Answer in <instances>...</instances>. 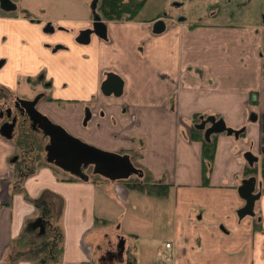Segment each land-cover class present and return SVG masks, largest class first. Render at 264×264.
Instances as JSON below:
<instances>
[{
  "label": "crops",
  "instance_id": "1",
  "mask_svg": "<svg viewBox=\"0 0 264 264\" xmlns=\"http://www.w3.org/2000/svg\"><path fill=\"white\" fill-rule=\"evenodd\" d=\"M89 19L60 21L65 30L50 23L55 27L50 32L34 16L0 11L1 106L3 95L16 96L20 79L42 75L40 84L31 77L26 83L49 95L39 104L45 117L83 143L128 155L143 176L148 172L169 186L167 196L142 194L125 180L83 181L48 162L27 170L16 140L0 134V264H34L17 259L16 245L21 236L39 232L27 230L38 218L45 231L58 228L63 235L60 259L53 264H125L129 250L134 264H264V197L254 210L261 227H254L253 217L237 214L244 206L237 190L249 166L243 156L252 152L257 164L263 155L264 27L188 25L181 19L154 34L152 19H135L108 22L106 39L92 35L88 44H79L75 38ZM110 74L122 81L118 96L102 92ZM253 97L258 107L252 112ZM195 115L221 118L243 134L218 135L208 180L201 171V142L190 140ZM137 194L151 207L145 212L155 231L150 257L142 261L127 244L126 236H137L124 229L132 225L128 203ZM51 213L60 227L47 220ZM161 233L171 244V263L163 260ZM112 235L124 240L118 258L107 256L118 252Z\"/></svg>",
  "mask_w": 264,
  "mask_h": 264
},
{
  "label": "rangeland",
  "instance_id": "2",
  "mask_svg": "<svg viewBox=\"0 0 264 264\" xmlns=\"http://www.w3.org/2000/svg\"><path fill=\"white\" fill-rule=\"evenodd\" d=\"M17 4L18 10L27 13L29 16H34L38 19L44 21V26L51 22L57 27H63L59 25L60 21H80L82 18L87 17L91 14V6L93 5L94 0H12ZM27 8V9H26ZM158 16L168 17L174 21H179L183 19L188 25L193 24H205V23H218V24H230V25H255L264 27V0H146L142 9L138 12L135 19H152L154 20ZM134 19V20H135ZM133 21V20H128ZM111 22H121V21H111ZM75 25V24H74ZM44 32V31H43ZM261 50V49H260ZM262 63V62H261ZM263 72V71H262ZM42 75H26V78L20 79L19 89L16 91V96L22 95L26 97H31L34 93L41 91L38 86L29 82L27 77H31V81H34L36 84H40ZM27 84V85H26ZM257 109V107L255 108ZM196 125V124H195ZM191 133V129H190ZM38 141H40V136L38 133H35ZM27 138V137H26ZM190 140L195 141L191 138ZM28 143V139L26 140ZM30 142V141H29ZM20 148V164L24 165L28 170L30 167H35L39 165L43 158L45 159V149L41 148L38 150L35 147H29L25 151V144H19ZM29 145V143H28ZM98 149V148H97ZM102 150V149H100ZM105 151V150H102ZM110 152V151H106ZM133 160L138 159V154L133 153ZM22 155V156H21ZM138 156V157H137ZM264 157V156H263ZM35 158V159H34ZM262 160V158H261ZM260 163V162H259ZM259 163L255 164L258 165ZM261 165V164H260ZM86 173V171H84ZM90 173V172H89ZM93 174L91 173L89 178ZM100 179V177H97ZM99 193H101V185H98ZM145 194V192H140ZM134 195V194H133ZM149 195V194H146ZM155 196V195H150ZM132 200L128 203L129 212L133 217V221L128 224H132L127 230L125 227V233H133L137 238H132L130 235L126 236L128 241V247L135 249L133 252L139 260H146L148 257L147 251L151 242L150 239L155 236V231L151 229V221L148 219V214L145 212L146 208L150 210V206L143 205L144 198L137 194L136 199L131 198ZM153 207V205H151ZM142 212L143 214H139ZM142 215V216H141ZM141 216V217H140ZM47 220L55 223V226L60 227L58 219L56 220L55 216L51 213L46 216ZM166 215L164 214V220ZM171 222V221H170ZM126 224L125 219H123L122 224L124 227ZM50 228V227H49ZM96 230L99 234L96 236L101 239V224L96 225ZM49 230V229H48ZM47 231V230H46ZM162 234V233H161ZM35 235V234H33ZM153 236V237H152ZM34 237V236H33ZM159 237L161 245L164 246L168 236L162 234ZM35 238V237H34ZM59 238V237H58ZM31 238H25L23 243L16 245V257L23 253V251L32 249V245L28 242ZM33 239V238H32ZM31 239V240H32ZM112 242L116 241L115 235L111 236ZM58 245H60V239H58ZM62 243V241H61ZM25 244V245H24ZM37 244V243H35ZM120 241H116V245L113 247V250H119ZM32 247V248H30ZM35 247V246H34ZM123 243V248H124ZM59 247L51 251V254L54 253ZM49 249L47 254H44L41 259H46L49 256ZM133 253V254H134ZM42 262H36L34 264H41ZM48 264H53L51 260L48 261Z\"/></svg>",
  "mask_w": 264,
  "mask_h": 264
},
{
  "label": "water",
  "instance_id": "3",
  "mask_svg": "<svg viewBox=\"0 0 264 264\" xmlns=\"http://www.w3.org/2000/svg\"><path fill=\"white\" fill-rule=\"evenodd\" d=\"M0 9L5 12H11L16 9V6L10 0H0ZM90 25L91 27L79 32L75 38L77 43L88 44L92 35L100 39H106L107 27L101 21L99 15L93 17ZM165 28L166 25L163 20H157L152 25L154 34L164 32ZM101 89L105 95L113 93L118 96L122 92V81L117 76L110 74L107 76L106 81L103 82ZM36 102L37 100L29 102L26 108L29 119L37 124L38 128L48 138L49 142L45 147L46 161L48 163L83 181H88L89 179V176L84 173L88 168H91L93 175H98L110 181L127 180L132 176L143 177L142 170L134 166L128 155L102 151L72 137L62 127L55 125L47 117L35 110L32 106ZM0 107H2L1 104ZM7 116H9V110ZM2 119L3 111L0 109V121ZM14 125L15 119H12L11 123H1L0 134L10 139ZM195 128L203 132L205 140H210L213 135L225 134L229 137L238 138L241 134V131L228 128L223 119H217L214 116L202 117L200 123L195 125ZM262 152L264 154V149ZM243 157L249 166H253L258 161V158L251 152H246ZM255 186L256 180L251 177L244 179L238 187V195L244 201V206L237 212L238 217L244 218L245 216L254 215V205L260 197V194H255ZM36 229H38L39 234L44 233L45 221L42 218H38L27 225V230L29 231H35ZM119 241V248L122 252L124 240L121 238Z\"/></svg>",
  "mask_w": 264,
  "mask_h": 264
},
{
  "label": "trees",
  "instance_id": "4",
  "mask_svg": "<svg viewBox=\"0 0 264 264\" xmlns=\"http://www.w3.org/2000/svg\"><path fill=\"white\" fill-rule=\"evenodd\" d=\"M145 0H100L97 11L102 15L105 21H120V20H134L138 14V12L142 9ZM261 62H262V71L264 76V30L261 35ZM249 107L252 111L253 108L258 107V101L256 98H251ZM253 112V111H252ZM203 115H195L191 120V138L195 141L201 142V157H202V176L205 180H208L209 175L211 173L213 167V160L215 157L216 151V140L218 135H213L210 137V140H205L203 136V132L195 128V124L200 123ZM261 146L264 148V113L261 114ZM30 138L26 141L27 149L29 147H36V149L41 148V145L36 143V136L34 134L28 135ZM243 136V134H241ZM21 140V139H20ZM30 141V142H29ZM22 142V141H20ZM27 151V150H26ZM132 159H135L132 157ZM47 162V161H44ZM44 162H40L42 164ZM261 165L254 166H246L244 170L245 177L249 176H259L260 181L264 188V157L261 160ZM23 165V164H22ZM137 167H139L136 164ZM25 168V164L23 165ZM98 175H92L90 179L92 181L96 180ZM77 178V177H75ZM101 178V177H100ZM127 188L138 191L145 192V194L155 195L158 197H166L169 186L167 184H163L155 181L148 172H145L143 178H129L124 181ZM35 234V235H33ZM35 238H34V237ZM59 237V238H58ZM62 233L58 228H49V230L45 231L43 234H39V232H33L30 234H26L21 236L17 240V244L20 245L23 243L25 238H33L29 239L28 242L32 245V249L23 251V253L17 256V259H26L30 260L33 263L42 262L41 264H48V261L56 263L60 259V254L62 250ZM58 239H60V245H58ZM37 243V244H35ZM25 245V244H24ZM35 246V247H34ZM59 247L53 254L51 251L55 248ZM49 249V256L46 259L38 260L44 254H47V250ZM127 262L125 264H134L135 259L133 255L130 253V250L127 253Z\"/></svg>",
  "mask_w": 264,
  "mask_h": 264
},
{
  "label": "flooded vegetation",
  "instance_id": "5",
  "mask_svg": "<svg viewBox=\"0 0 264 264\" xmlns=\"http://www.w3.org/2000/svg\"><path fill=\"white\" fill-rule=\"evenodd\" d=\"M10 1L16 6V9L14 11H11V12H5V11H2L1 9H0V11H2L3 13H13V12H16L18 10L17 9L18 8L17 4L14 3L12 0H10ZM99 2H100V0H94L93 5L91 6V14H90V19H89V23H88L89 25H88V27H86V28H84L82 30H85V29L91 27L90 24L93 21V17L95 15H99L100 16L101 21L103 23H105L106 27H107V23L108 22H111V21H105L103 19L102 15L98 13L97 7H98ZM94 6H95V8H93ZM23 14L26 15L27 17L29 16L27 13H24L23 12ZM157 20H163L165 22V25L166 26H167L168 23H170L172 21V19H169L168 17L158 16L157 18H155L154 20H152V22L154 23ZM120 21H128V20L124 19V20H120ZM50 23L51 22H49L48 24H46L45 30L51 32V31H53V28L55 29V27H53V25L50 24ZM56 28L59 29V30H65L63 27H57L56 26ZM42 88L45 89V90H47V88H45L44 86H42ZM46 94L47 93H44V92L39 91V92L34 93L31 97H26V96H13V95H10V96L3 95L2 96V98H3L4 101H3L2 107H0V109H2V111H3V119L0 121V124L1 123H4V122L5 123H11L12 119H15V125H14V127L12 129L11 138L12 139H15L16 142L19 141V144H25L26 145V143H25L26 141H24V139L27 140V138H30L28 136L29 134H34L35 135V133H38L39 136H40V141H38V139L36 140V143L38 145H42L43 149H45L46 145L48 144V142H49L48 141V138L38 128L37 124L33 123L29 119L28 112H27V108H26V105H28L29 102H33L34 100H37V102L35 103V105L32 106V107H34L35 110H37L40 114H42L40 112V110H39V104L41 102H43L44 99H47L45 97H49V95H46ZM8 110H9V116H7ZM20 141H22V142H20ZM24 149L26 151V149H27L26 146H25ZM262 154H263V152H262ZM263 156H264V154L261 156V158H263ZM45 160H46V155H45V159L43 158V161L42 160L41 161L44 162ZM85 171H86L87 174L89 172L92 173L91 168H88ZM251 177L255 178V180H256L255 194H257V193L260 194L259 199L255 202V205H254V210H255V208L257 207L256 206V203L259 202L262 197H264V188H263V185H262V183L260 181L259 176H249V177H245L244 179H248V178H251ZM251 217H253V219H254V227L255 228L261 227V225H262V217H261V215H259V214L256 215V212L254 211V215L251 216ZM117 251L118 252H113V253H110L109 252L107 256L112 257V258H118V256H119V254H118L119 253V250H117Z\"/></svg>",
  "mask_w": 264,
  "mask_h": 264
},
{
  "label": "built area",
  "instance_id": "6",
  "mask_svg": "<svg viewBox=\"0 0 264 264\" xmlns=\"http://www.w3.org/2000/svg\"><path fill=\"white\" fill-rule=\"evenodd\" d=\"M165 249L167 253L164 255V262L165 263H171L173 261V252L171 251V244L165 243Z\"/></svg>",
  "mask_w": 264,
  "mask_h": 264
}]
</instances>
